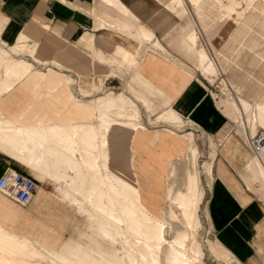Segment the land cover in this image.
I'll use <instances>...</instances> for the list:
<instances>
[{
    "label": "rangeland",
    "instance_id": "obj_1",
    "mask_svg": "<svg viewBox=\"0 0 264 264\" xmlns=\"http://www.w3.org/2000/svg\"><path fill=\"white\" fill-rule=\"evenodd\" d=\"M99 1L112 10H123L130 20L128 28L113 29L139 45L135 52L123 46L134 56L129 62L118 57L109 41V54L99 56L100 71L77 78L64 75L56 62H42L35 42L0 44V108H6L3 94L20 83L11 81L7 76L10 72L50 73L65 84L66 102L62 106L80 108L86 120L45 130V139H50L46 153L52 160H37L32 149L30 161L22 162L35 177L69 179L65 198L76 206L77 216L72 231L53 247L66 259L40 261L30 257L26 261L82 264L84 252L89 251L90 260L85 264H227L216 261L209 251L215 242L205 213L210 182L208 153L200 155L197 130L171 108L168 96L140 74L139 66L151 51L175 60L208 84L222 111L240 124L244 135L264 134V126L257 121V106L264 103V0H148L158 12L146 24L124 10L121 0ZM114 77L119 80L110 89L107 79ZM35 99L36 104L45 102L41 108H54L46 102L49 98ZM170 110L179 119L171 118ZM161 128L180 136L182 147L167 177L161 178V192H155L154 187L149 192L142 181H152L134 171L129 152L131 142L136 143L147 129ZM52 129L66 139L59 143ZM91 134L94 143L89 146L86 140L92 139ZM211 148L210 158L216 147L211 144ZM245 181L264 200V150L261 156L253 155ZM111 187H115L114 192ZM158 231L162 232L160 237ZM17 239L33 246L34 240ZM2 247L0 244V264H16L22 257ZM179 251L183 262L173 261Z\"/></svg>",
    "mask_w": 264,
    "mask_h": 264
},
{
    "label": "crops",
    "instance_id": "obj_2",
    "mask_svg": "<svg viewBox=\"0 0 264 264\" xmlns=\"http://www.w3.org/2000/svg\"><path fill=\"white\" fill-rule=\"evenodd\" d=\"M121 2L124 10L143 24L158 12L148 0ZM129 25L123 10H112L99 0H0V44L35 42L38 58L44 63H58L66 76L88 78L99 72V56L109 54V41L111 45L119 44L135 52L139 47L136 41L113 30H123ZM139 72L168 96L171 108L197 130L200 155L208 153L210 182L205 213L215 242L209 251L216 261L227 264H264V200L245 181L246 169L254 155L249 137L243 134L240 124L228 119L208 84L175 60L147 52ZM8 77L20 83L2 96L6 108H0V178L12 168L33 177L38 189L27 206L0 192V227L57 248L76 224V206L65 198L69 179L35 177L22 162L30 161L32 149L37 160H52L46 153L50 139H45L48 138L45 130L51 126L82 124L86 120L80 108L62 106L66 102L65 84L57 75L12 71ZM118 80L107 79L108 88H115ZM35 98H49L46 102H51L54 108H41L45 102L36 104ZM22 105L27 108H18ZM51 133L58 137L59 143L66 139L54 129ZM181 144L180 136L163 128L147 129L136 143L131 142L129 159L133 158L134 171L141 177H154L148 184L142 181L147 191L152 192L154 187L155 192H161V178L167 177ZM211 144L216 149L210 158ZM60 168V174L64 175L63 166Z\"/></svg>",
    "mask_w": 264,
    "mask_h": 264
},
{
    "label": "bare ground",
    "instance_id": "obj_3",
    "mask_svg": "<svg viewBox=\"0 0 264 264\" xmlns=\"http://www.w3.org/2000/svg\"><path fill=\"white\" fill-rule=\"evenodd\" d=\"M143 35H145V34H143ZM156 44H157V42H156ZM112 46H113L114 49H116V51H117L116 54L118 55V57L119 56L122 57L123 60L125 59L126 61L129 62V60H132L134 58V56L130 52H128L127 50H125L123 48V46H120L118 44H113V45H111V47ZM135 57H136V55H135ZM10 74H11V72L9 73L8 76H10ZM257 107H258L257 108L258 109L257 121L259 122V124H261L262 126H264V103H262L261 105H258ZM170 113H171L170 115L172 116L171 118L179 119L177 117V115L174 113V110L173 111L170 110ZM176 121H178V120H176ZM93 136H94V134H91L92 139L90 138V139L86 140V142L88 143L89 146H92L93 143H94L93 142V140H94V137ZM126 138L129 139L130 136H127ZM129 140H131V139H129ZM11 141H12V138H11ZM19 141H21V140H19ZM13 142H14V139H13ZM21 146H22V143H21ZM66 147L68 148V150H70V151L72 150L71 145L67 144ZM257 156H261V155H257ZM208 170H209V168H208ZM148 178L152 182L154 181V177L153 176H150ZM110 190H111V192H114L115 191V187H111ZM105 211H106V209H105ZM161 234H162V232L161 231H158V236L159 237L161 236ZM17 238H18V236H16L15 234L10 233V232H7L5 229H3V228L0 227V244L4 245L5 247H8V248L2 247L3 250H5L6 252H8V251H10L9 249H12V251H13L12 254L15 253V254H20L22 256L20 258V260H18V261L15 262L16 264H28L27 261H26V259H28L30 257H34V258H36V259H38L40 261H45L48 258L57 259V260H59V259L61 260L63 258L66 259V256L63 254V252H61L59 250H55L53 247H51V246H49L47 244H44V243H42V242H40L38 240H34L33 246H30L27 242L21 241V240H19ZM84 254H85V256L82 259V264H85V263H87L90 260L89 259L90 258L89 251H85ZM180 254H182V252H180V251L179 252H176L174 254V256H173V261L178 260L179 262H183V261H180V259L178 258V255H180ZM182 258H183V255H182ZM52 261H54V260H52ZM90 263H91V261H90ZM93 264H96V261Z\"/></svg>",
    "mask_w": 264,
    "mask_h": 264
},
{
    "label": "built area",
    "instance_id": "obj_4",
    "mask_svg": "<svg viewBox=\"0 0 264 264\" xmlns=\"http://www.w3.org/2000/svg\"><path fill=\"white\" fill-rule=\"evenodd\" d=\"M249 145L255 154L261 155L264 150V134L249 138ZM38 185L33 177L15 169H7L0 178V192H3L21 206H27L37 193Z\"/></svg>",
    "mask_w": 264,
    "mask_h": 264
}]
</instances>
